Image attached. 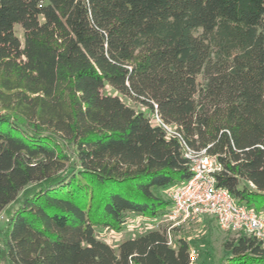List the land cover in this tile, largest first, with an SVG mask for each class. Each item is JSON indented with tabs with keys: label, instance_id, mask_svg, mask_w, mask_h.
<instances>
[{
	"label": "trees",
	"instance_id": "trees-1",
	"mask_svg": "<svg viewBox=\"0 0 264 264\" xmlns=\"http://www.w3.org/2000/svg\"><path fill=\"white\" fill-rule=\"evenodd\" d=\"M105 87L264 212V0H0V264H189L166 228L99 238L165 214L190 174L178 139ZM225 246V264H264L253 237Z\"/></svg>",
	"mask_w": 264,
	"mask_h": 264
},
{
	"label": "built area",
	"instance_id": "built-area-1",
	"mask_svg": "<svg viewBox=\"0 0 264 264\" xmlns=\"http://www.w3.org/2000/svg\"><path fill=\"white\" fill-rule=\"evenodd\" d=\"M153 126L160 127L167 139L177 138L182 156L189 167V179L173 188L165 190L169 209L162 215L171 223L166 228V236L178 222H186L201 216L216 221L223 232L244 234L253 237L264 247V220L253 210L239 205L224 188L216 186L217 172L222 169L220 163L206 154V150L196 151L187 146L175 128L162 122L156 112L152 113ZM170 245V241L168 240ZM189 264H203L196 249L189 251ZM128 264H135L129 261Z\"/></svg>",
	"mask_w": 264,
	"mask_h": 264
},
{
	"label": "rangeland",
	"instance_id": "rangeland-1",
	"mask_svg": "<svg viewBox=\"0 0 264 264\" xmlns=\"http://www.w3.org/2000/svg\"><path fill=\"white\" fill-rule=\"evenodd\" d=\"M14 30L19 41L23 43L21 27L15 25ZM102 92L111 96L118 95L127 107L133 108L136 112L143 113L149 118H152V113L148 109L118 94L115 90L105 87ZM1 112L4 111L1 109ZM150 122L154 124L153 121ZM249 188H252V186L250 185ZM161 194L163 198L168 200L165 191H162ZM259 217L264 220V212L259 213ZM5 219V213H2L0 215V250L3 247L2 232ZM170 225L171 223L164 220L161 215L153 219H145L133 214L127 216L125 226L119 233L105 230L99 233V238L116 250L118 245L125 240L134 239V237L148 233V231H160L162 228L170 229ZM169 236V246L175 248L176 241L179 239L186 241L188 249H196L199 252V260L203 264H225V260L230 256L225 245L226 243H233L238 237L235 233L221 231L216 221L207 216L176 223V227L170 230Z\"/></svg>",
	"mask_w": 264,
	"mask_h": 264
}]
</instances>
